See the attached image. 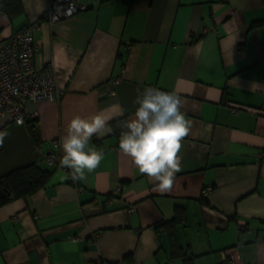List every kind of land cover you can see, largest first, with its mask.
<instances>
[{
  "label": "crops",
  "instance_id": "1",
  "mask_svg": "<svg viewBox=\"0 0 264 264\" xmlns=\"http://www.w3.org/2000/svg\"><path fill=\"white\" fill-rule=\"evenodd\" d=\"M80 2L84 10L53 24L40 20L48 0H20L12 17L0 9V41L36 24L35 63L53 61L60 93L24 102L37 113L38 144L28 119L0 117L9 133L0 178L33 164L50 172L34 193L0 205V264H184L171 257V230L193 264H220L232 246L243 264H264V0ZM144 86L177 92L191 122L171 188L140 174L113 132L93 138L105 158L71 184L57 166L69 119L123 107L109 121L121 127ZM51 150L59 156L47 165ZM175 207L184 220L156 230Z\"/></svg>",
  "mask_w": 264,
  "mask_h": 264
},
{
  "label": "clouds",
  "instance_id": "2",
  "mask_svg": "<svg viewBox=\"0 0 264 264\" xmlns=\"http://www.w3.org/2000/svg\"><path fill=\"white\" fill-rule=\"evenodd\" d=\"M54 99V96L49 97V100ZM133 103L136 105L134 115L122 121L117 147L131 158L140 174L156 183L159 191H167L181 167L182 139L191 127L181 111L183 101L175 91L144 86L138 89ZM124 112L121 107L117 112L100 110L87 117L75 115L69 119L58 145L62 152L59 165L71 171L73 181L85 180L86 173L100 166L105 152L92 147L90 142L94 137L112 133L109 121L123 116ZM17 123L22 124L23 119L18 118ZM8 134L0 130V145Z\"/></svg>",
  "mask_w": 264,
  "mask_h": 264
},
{
  "label": "built area",
  "instance_id": "3",
  "mask_svg": "<svg viewBox=\"0 0 264 264\" xmlns=\"http://www.w3.org/2000/svg\"><path fill=\"white\" fill-rule=\"evenodd\" d=\"M86 6L80 0H48L46 9L41 14V21L53 24L62 19L72 17L84 10ZM35 23L25 25L7 39L0 41V117H7L17 123L18 118L35 119L37 113H25L24 102L58 101L60 93L56 88L55 69L52 60L45 61L43 65H36L35 53L37 44L33 39ZM119 77L112 80L113 84L119 82ZM113 91V90H112ZM58 153L49 151L43 156L47 165L57 162ZM66 172L71 184L77 186V181L71 179V171L60 167ZM81 190V188H77ZM120 190V187H118ZM211 190V186H205L202 194ZM220 264H243L238 255L237 246H232L224 251V258Z\"/></svg>",
  "mask_w": 264,
  "mask_h": 264
},
{
  "label": "trees",
  "instance_id": "4",
  "mask_svg": "<svg viewBox=\"0 0 264 264\" xmlns=\"http://www.w3.org/2000/svg\"><path fill=\"white\" fill-rule=\"evenodd\" d=\"M0 9L12 17L21 11L20 0H0ZM28 134L34 144L39 142V129L35 119H28L25 122ZM121 125V124H120ZM122 128L118 125L113 129V133L119 137ZM50 172L42 169L38 165H28L14 169L2 178H0V205L6 203L12 198L26 197L41 188L47 181ZM184 220V214L181 208L175 207L174 216L171 220L157 225L156 230L166 226L168 231L175 224ZM171 257H180L184 264H193L194 256L188 253L187 249L178 246L173 230L169 231Z\"/></svg>",
  "mask_w": 264,
  "mask_h": 264
}]
</instances>
